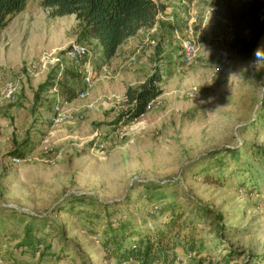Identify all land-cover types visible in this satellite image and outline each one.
Segmentation results:
<instances>
[{
	"label": "rangeland",
	"instance_id": "obj_1",
	"mask_svg": "<svg viewBox=\"0 0 264 264\" xmlns=\"http://www.w3.org/2000/svg\"><path fill=\"white\" fill-rule=\"evenodd\" d=\"M215 20L216 31L206 34L199 17L189 20L187 36L198 46L190 65L181 57V31L169 27L166 40L141 34L149 44L141 77L131 86L99 71L85 99L75 82L69 98L61 88L68 68L79 79L68 48L98 51L94 41L79 40L74 15L52 17L41 0H29L0 30V89L10 81L19 92L15 103L0 105V264H114L101 243L107 221L122 218L144 230L165 220L173 200L188 212L209 211L197 224L195 251L177 249L178 264H209L228 247L264 255V165L252 153L264 147V64L257 70L253 60L239 61L228 49L232 29ZM156 69L164 75L161 107L118 125L127 87H140ZM58 99L74 121L52 123ZM18 149L22 155L13 156ZM147 188L164 190L168 200L150 202ZM98 203L107 207L94 210ZM31 220L41 229L40 252L51 248L44 259L18 245Z\"/></svg>",
	"mask_w": 264,
	"mask_h": 264
},
{
	"label": "trees",
	"instance_id": "obj_2",
	"mask_svg": "<svg viewBox=\"0 0 264 264\" xmlns=\"http://www.w3.org/2000/svg\"><path fill=\"white\" fill-rule=\"evenodd\" d=\"M161 1L41 0V4L51 11L52 17L74 15L78 22L79 40L97 42L103 49L105 60L108 61L116 56L125 41L136 36L141 30L156 26L159 13H164L166 9ZM28 2L29 0H0V30L7 28L16 16L24 12ZM210 5L216 15L232 29L233 39L228 43L230 52L239 61H252L253 52L264 36V0H210ZM163 83L164 75L156 69L140 87H128L124 95L127 109L120 114L117 124L126 126L146 115L148 103L163 94ZM55 86L54 83L46 84L40 87V91L51 87L53 89ZM238 151L229 150V154L236 157ZM252 153L254 161L264 165V147L256 146L252 149ZM12 155L20 157L22 154L18 149ZM253 186L255 189L259 185ZM146 192L150 202L163 203L169 198L162 189L147 188ZM82 200L84 198L79 199V202H83ZM173 201L166 204L165 209H169V215L165 216V220L151 223L144 230L141 227L136 228L131 221L122 218L107 221L100 235L102 246L106 251V260L114 264H178L177 249L181 248L185 253L195 251L197 247L194 234L197 224L205 219L204 214L209 215V211L207 207L198 206L197 210L188 212L178 204L174 205ZM97 205L99 208H93L94 210L107 207L103 203ZM176 206L180 210H177ZM40 231L41 229L31 220L26 224L23 238L18 245L40 252L43 246L41 240L37 238ZM45 249L40 252L41 259H44L51 250V248ZM203 249L204 245L200 244L198 250L202 252ZM3 253L0 249V257ZM263 262L264 255L232 247L225 248L224 254L218 260H209V264H262Z\"/></svg>",
	"mask_w": 264,
	"mask_h": 264
},
{
	"label": "crops",
	"instance_id": "obj_3",
	"mask_svg": "<svg viewBox=\"0 0 264 264\" xmlns=\"http://www.w3.org/2000/svg\"><path fill=\"white\" fill-rule=\"evenodd\" d=\"M161 3L166 5V9L163 14L164 21L168 22L166 23L167 25L165 26V22H159L155 30L156 32L152 29L141 30L136 36L131 37L120 46L116 56L112 60H105L103 56V49L97 42H95V44L98 45L97 56L99 58L95 62L98 73L99 71H102L104 67H107L109 70L111 69V77L117 81L124 77L127 81L131 82L130 85L133 86L134 83H132V81L138 80L144 72V67H146L144 65V61L145 55L148 52L149 44L146 42L148 38L144 37V39H142L141 34H144L145 32L150 34L154 31V33L163 35L166 40V37L169 38L170 27L171 30H176L175 32L181 31L185 36L188 33L187 26H189L192 30V25L188 24V22L191 20L193 15L196 16L197 19L198 17L200 18V30L204 34H206L207 29H213V31H216L217 24L219 23L215 19L223 21L216 15L214 9L211 7L210 0H194L193 2H187L184 0H162ZM223 22L225 23V21ZM208 23H213V26H210ZM79 67V79L74 77L75 70L70 68H68L69 72L61 75V77L63 76V83L66 86L61 87L63 88L62 95L65 92L64 97L69 98V96L73 94V92H71V87L74 85V82L77 84V88L82 89V91L85 89V85L82 83L80 76L82 73V67L80 65ZM112 87L114 86H111L109 89L106 87V91L109 92L111 89H114Z\"/></svg>",
	"mask_w": 264,
	"mask_h": 264
},
{
	"label": "built area",
	"instance_id": "obj_4",
	"mask_svg": "<svg viewBox=\"0 0 264 264\" xmlns=\"http://www.w3.org/2000/svg\"><path fill=\"white\" fill-rule=\"evenodd\" d=\"M197 17L192 16L191 20L196 21ZM158 22L152 30H156L159 22L164 20V14L159 13ZM181 57L186 65H190L194 62L195 58L198 54V46L197 43L193 40L191 35L185 36L181 39ZM67 57L70 61L79 64L82 67V81L85 85V89L80 93V97L85 99L88 96V92L93 86L96 84L97 80L101 77L97 71V67L95 62L98 59V56L94 54L89 47L81 43H73L68 50L66 51ZM226 56V52L223 53ZM56 60L55 63L56 64ZM106 78L111 76V73L107 67H104L103 73L101 74ZM18 86L14 82H7L0 89V105L3 103H15L18 99ZM198 89L194 88L191 92H189V97L192 99L197 98ZM162 100L160 97L150 101L147 106V112H151L157 110L162 105ZM93 107V106H91ZM75 113H73L70 109H67L64 106V103L61 99H58L55 106L53 107V117L51 119L54 125H60L63 123L74 121ZM78 119H83V117H79ZM19 159H14V162H18Z\"/></svg>",
	"mask_w": 264,
	"mask_h": 264
},
{
	"label": "clouds",
	"instance_id": "obj_5",
	"mask_svg": "<svg viewBox=\"0 0 264 264\" xmlns=\"http://www.w3.org/2000/svg\"><path fill=\"white\" fill-rule=\"evenodd\" d=\"M253 58V67L259 70L261 65L264 64V44H261L254 50Z\"/></svg>",
	"mask_w": 264,
	"mask_h": 264
}]
</instances>
